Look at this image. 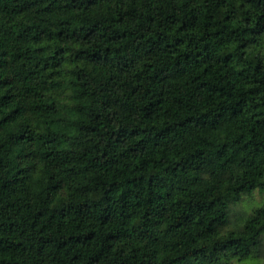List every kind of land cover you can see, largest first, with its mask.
<instances>
[{
    "label": "clouds",
    "instance_id": "1",
    "mask_svg": "<svg viewBox=\"0 0 264 264\" xmlns=\"http://www.w3.org/2000/svg\"><path fill=\"white\" fill-rule=\"evenodd\" d=\"M33 4L29 27L42 34L39 42L28 35L22 50L32 58L26 71L37 74L0 93L8 105L0 120L11 130L0 133V143L7 147L9 135L20 141L11 165L0 169V264H54L55 246L66 248L73 224L92 233L72 243L92 252L94 264L117 256L128 264L133 256L141 264H264V196L231 214L225 209L244 192L264 191V177L249 180L264 167L254 168L256 153L241 148L247 130L264 128V32L256 28L264 5ZM210 9L221 27L206 28ZM202 42L211 48L191 47ZM194 59L207 73L181 80L184 62ZM36 63L46 67L37 71ZM209 73L242 102L201 83ZM50 114L61 130L35 122Z\"/></svg>",
    "mask_w": 264,
    "mask_h": 264
},
{
    "label": "trees",
    "instance_id": "2",
    "mask_svg": "<svg viewBox=\"0 0 264 264\" xmlns=\"http://www.w3.org/2000/svg\"><path fill=\"white\" fill-rule=\"evenodd\" d=\"M217 9L220 6V0H216ZM261 5H264V0H255V6L260 9ZM33 0H0V93L4 92V89H9V95L18 82L21 84H26L33 76L37 74L36 71L28 72L26 71L32 64V58L27 56L26 53L22 50V44L27 42L28 35H31V38L34 42H39L38 33L40 30L38 28L29 27L31 21L28 20L30 12L33 8ZM174 11V10H173ZM218 11L213 9L209 10V15L205 18L204 23L206 28L208 26L215 25L217 28L221 27L217 20ZM164 19L167 20L168 17L165 14ZM189 23H191V14L189 13L184 17ZM181 27L183 25L181 24ZM256 28L261 32H264V15H261L256 20ZM255 32V30H253ZM42 34V33H40ZM211 43H200L192 44L191 47L193 50L196 48H211ZM19 49V50H18ZM43 52V49L40 50ZM185 55H192V53L185 52ZM11 57L9 60L8 58ZM179 59V57H177ZM27 60V63L25 62ZM191 65V66H189ZM43 67L46 65H41L36 63L35 68L37 71H43ZM11 73V78L9 74ZM207 73V67L201 68L200 63L197 60L185 61L183 64V75L180 77L181 80H187L190 78H199L202 74ZM254 74V73H253ZM214 77L209 73L205 75V79L201 83L206 81L210 83V86L220 87V94L222 97L227 100H232L233 103L238 104L242 102L241 99H236L233 97V86L229 83H225L222 86L218 84H212ZM5 95H0V115H3V109L8 105L5 103ZM229 108L232 105H228ZM229 116L232 115L231 111L228 113ZM264 116V112L261 113ZM56 116L50 114L48 118H39L37 117L35 122L37 125L44 131L52 130L59 131L61 126L56 123ZM261 122L257 121V125ZM11 130L7 128L5 121L0 120V133L10 132ZM241 148L246 149L248 155L251 157L253 153H256V157L252 161V166L254 168L264 167V128H260L258 131L256 127H252L250 130H247V135L242 137ZM20 144V141L15 140L14 137L9 135L8 146L6 147L3 143H0V169L7 168L11 165V160L8 159V156L12 154L13 149ZM21 155H23V150L21 149ZM234 155V153H229L224 157L222 163H227L229 159ZM19 159V157H17ZM89 159H92L90 156ZM11 173H9V176ZM264 177V172L257 171L253 176L249 177V180H255ZM14 179V178H13ZM11 183V180H9ZM259 190V189H257ZM4 191V186L0 184V192ZM261 191V190H260ZM255 192V191H254ZM254 192H244L239 197V202L242 201L243 197L251 196ZM264 193V191H261ZM131 203V201H130ZM234 204L232 201L225 202L226 212L229 214L230 207ZM94 215L96 217L102 216L101 209H94ZM51 216L41 218L38 230L43 231L44 227L47 225V222L51 220ZM61 217H57L53 221V230L56 232L61 231L59 225L62 222ZM32 226H36L37 222L33 218L30 221ZM101 228L104 227L102 223L99 225ZM74 231H67L65 235L67 236L68 244L66 248L61 249L59 245H56L57 256L54 258V264H76L78 256L80 259V264H94L95 255L86 250L83 246H77V244L72 243L73 241L78 242L83 235H92L91 232L81 231V227L78 224H73L71 226ZM126 238V237H125ZM100 251H103L101 247ZM133 264H141L138 257H132ZM111 264H128L127 260H121L119 256L112 259ZM166 264V262H165ZM174 264V262H173Z\"/></svg>",
    "mask_w": 264,
    "mask_h": 264
},
{
    "label": "rangeland",
    "instance_id": "3",
    "mask_svg": "<svg viewBox=\"0 0 264 264\" xmlns=\"http://www.w3.org/2000/svg\"><path fill=\"white\" fill-rule=\"evenodd\" d=\"M260 196H264V193L260 190H256L251 196L243 197L241 202H239L238 204H234L230 207L229 214L238 211L246 202H249L255 198H259ZM229 218L231 219V215H229Z\"/></svg>",
    "mask_w": 264,
    "mask_h": 264
}]
</instances>
